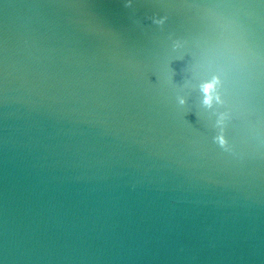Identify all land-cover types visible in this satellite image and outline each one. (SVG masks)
<instances>
[{
    "label": "water",
    "instance_id": "95a60500",
    "mask_svg": "<svg viewBox=\"0 0 264 264\" xmlns=\"http://www.w3.org/2000/svg\"><path fill=\"white\" fill-rule=\"evenodd\" d=\"M0 264H264V0H0Z\"/></svg>",
    "mask_w": 264,
    "mask_h": 264
}]
</instances>
